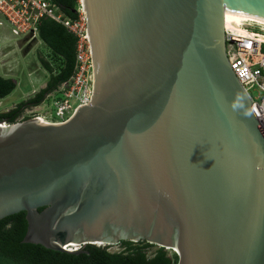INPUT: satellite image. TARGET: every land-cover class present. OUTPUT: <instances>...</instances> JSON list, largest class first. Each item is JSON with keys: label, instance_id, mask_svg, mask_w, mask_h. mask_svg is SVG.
<instances>
[{"label": "water", "instance_id": "95a60500", "mask_svg": "<svg viewBox=\"0 0 264 264\" xmlns=\"http://www.w3.org/2000/svg\"><path fill=\"white\" fill-rule=\"evenodd\" d=\"M82 2L92 101L60 125L0 121V220L26 212L23 242L65 253L130 241L264 264V129L225 35L264 28V0Z\"/></svg>", "mask_w": 264, "mask_h": 264}, {"label": "built area", "instance_id": "2783aa9c", "mask_svg": "<svg viewBox=\"0 0 264 264\" xmlns=\"http://www.w3.org/2000/svg\"><path fill=\"white\" fill-rule=\"evenodd\" d=\"M75 1L78 17L71 20L52 0H0V29L9 27L16 38L38 39L39 23L44 18L61 23L77 38L76 67L71 79L49 94L40 105L27 109L16 123L32 119L45 125L64 124L79 108L92 101L94 66L87 17L82 0ZM225 35L230 66L248 93L252 112L264 129V28L246 23L235 27L225 22ZM64 248L68 252H77L82 245Z\"/></svg>", "mask_w": 264, "mask_h": 264}, {"label": "trees", "instance_id": "16d2710c", "mask_svg": "<svg viewBox=\"0 0 264 264\" xmlns=\"http://www.w3.org/2000/svg\"><path fill=\"white\" fill-rule=\"evenodd\" d=\"M71 20L78 17L75 0H52ZM39 39L50 51L40 57L42 68L49 74L46 88L19 103L8 112H0V121L16 123L27 108L40 105L45 98L67 83L75 72L77 38L64 25L49 18L39 23ZM17 88V82L0 75V99ZM43 209L40 208L39 211ZM27 213L21 212L0 220V264H178V256L169 250L146 242L122 241L120 251L110 246L88 245L79 253H65L40 244L24 243L28 231Z\"/></svg>", "mask_w": 264, "mask_h": 264}, {"label": "rangeland", "instance_id": "374dc122", "mask_svg": "<svg viewBox=\"0 0 264 264\" xmlns=\"http://www.w3.org/2000/svg\"><path fill=\"white\" fill-rule=\"evenodd\" d=\"M0 52V75L11 77L17 82L15 91L5 99H0V112H8L47 85L49 74L42 68L40 57H48L50 61L51 58L50 51L39 38H16L7 26L0 29ZM109 250L120 251L121 247L112 245Z\"/></svg>", "mask_w": 264, "mask_h": 264}, {"label": "bare ground", "instance_id": "6f19581e", "mask_svg": "<svg viewBox=\"0 0 264 264\" xmlns=\"http://www.w3.org/2000/svg\"><path fill=\"white\" fill-rule=\"evenodd\" d=\"M227 24H232V26H235V27H239L241 26L242 23H238V22H230V21H226ZM97 245H102V243H96ZM69 246H76L74 244H70Z\"/></svg>", "mask_w": 264, "mask_h": 264}, {"label": "crops", "instance_id": "0c3cea01", "mask_svg": "<svg viewBox=\"0 0 264 264\" xmlns=\"http://www.w3.org/2000/svg\"><path fill=\"white\" fill-rule=\"evenodd\" d=\"M0 54H1V52H0ZM0 58H2V55H0ZM1 74V73H0ZM2 76V75H1ZM4 78H11V77H5V76H3ZM11 79H13V78H11Z\"/></svg>", "mask_w": 264, "mask_h": 264}, {"label": "flooded vegetation", "instance_id": "af4514ba", "mask_svg": "<svg viewBox=\"0 0 264 264\" xmlns=\"http://www.w3.org/2000/svg\"><path fill=\"white\" fill-rule=\"evenodd\" d=\"M27 109H29V108H27ZM27 109H26V110H27ZM26 110H25V111H26ZM25 111H24V112H25ZM21 116H22V115H21ZM21 116H20V117H21ZM20 117H19V118H20Z\"/></svg>", "mask_w": 264, "mask_h": 264}]
</instances>
